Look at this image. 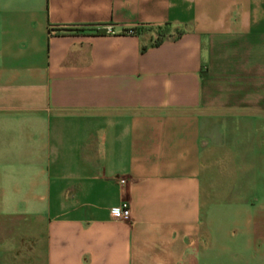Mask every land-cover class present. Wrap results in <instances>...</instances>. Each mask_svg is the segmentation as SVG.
Wrapping results in <instances>:
<instances>
[{"label":"crops","instance_id":"crops-1","mask_svg":"<svg viewBox=\"0 0 264 264\" xmlns=\"http://www.w3.org/2000/svg\"><path fill=\"white\" fill-rule=\"evenodd\" d=\"M0 264H264V0H0Z\"/></svg>","mask_w":264,"mask_h":264},{"label":"built area","instance_id":"built-area-1","mask_svg":"<svg viewBox=\"0 0 264 264\" xmlns=\"http://www.w3.org/2000/svg\"><path fill=\"white\" fill-rule=\"evenodd\" d=\"M119 185H124L125 181L123 179L118 180ZM118 219L122 221H128L129 220V209L126 202H121L118 207Z\"/></svg>","mask_w":264,"mask_h":264},{"label":"trees","instance_id":"trees-1","mask_svg":"<svg viewBox=\"0 0 264 264\" xmlns=\"http://www.w3.org/2000/svg\"><path fill=\"white\" fill-rule=\"evenodd\" d=\"M158 33H157V37L156 39L154 40V42L152 43L153 46H156L158 45L161 40L168 34V29L167 27H163V28H158ZM127 33H133L134 31L133 30H127L126 31Z\"/></svg>","mask_w":264,"mask_h":264},{"label":"rangeland","instance_id":"rangeland-1","mask_svg":"<svg viewBox=\"0 0 264 264\" xmlns=\"http://www.w3.org/2000/svg\"><path fill=\"white\" fill-rule=\"evenodd\" d=\"M149 31H151L152 33H158V30L157 29H148Z\"/></svg>","mask_w":264,"mask_h":264}]
</instances>
